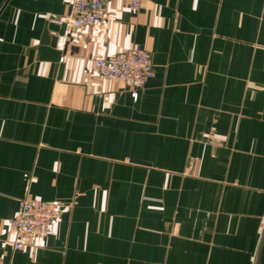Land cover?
Listing matches in <instances>:
<instances>
[{"label": "crops", "instance_id": "0c3cea01", "mask_svg": "<svg viewBox=\"0 0 264 264\" xmlns=\"http://www.w3.org/2000/svg\"><path fill=\"white\" fill-rule=\"evenodd\" d=\"M72 1L0 0V264H256L264 0H113L81 29ZM134 47L155 63L137 100L96 68ZM25 198L64 207L19 251Z\"/></svg>", "mask_w": 264, "mask_h": 264}, {"label": "built area", "instance_id": "2783aa9c", "mask_svg": "<svg viewBox=\"0 0 264 264\" xmlns=\"http://www.w3.org/2000/svg\"><path fill=\"white\" fill-rule=\"evenodd\" d=\"M111 1L113 0H73L70 15L66 20L68 27L81 29L104 22L107 18V7ZM121 1L133 11L139 10L143 2V0ZM59 23L62 22L59 21ZM96 68L102 79L130 86L134 100L138 99L139 91L155 77V63L152 54L141 47H134L98 59ZM63 207V204L30 198L20 200L17 214L10 223L14 236V249L23 250L29 240L54 236V224Z\"/></svg>", "mask_w": 264, "mask_h": 264}, {"label": "water", "instance_id": "95a60500", "mask_svg": "<svg viewBox=\"0 0 264 264\" xmlns=\"http://www.w3.org/2000/svg\"><path fill=\"white\" fill-rule=\"evenodd\" d=\"M52 44H53V39L49 35V32L46 31L44 34V37L41 41V46L39 48L40 58L42 60H48V61L60 63V65H61L60 73L62 74L63 70H64V63L62 62V58L64 55H66V53H67L66 49L67 48L64 47L61 49L59 46H56V48H54V47H52ZM263 247H264V235L262 237V241H261V244L259 247L256 264H260V262H261Z\"/></svg>", "mask_w": 264, "mask_h": 264}]
</instances>
